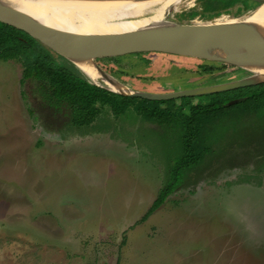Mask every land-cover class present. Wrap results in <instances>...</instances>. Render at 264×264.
<instances>
[{"label":"rangeland","instance_id":"374dc122","mask_svg":"<svg viewBox=\"0 0 264 264\" xmlns=\"http://www.w3.org/2000/svg\"><path fill=\"white\" fill-rule=\"evenodd\" d=\"M214 1L188 0L165 17L207 24L243 17L258 4ZM151 58L117 65L127 75L118 80L138 91L173 90L242 75L231 65L205 73L202 60ZM21 79V62L0 60V264H264V109L219 126L182 186L141 221L177 143L143 138L133 112L105 109L88 127L71 125L52 138L37 118L49 104L35 81ZM60 108L53 110L68 112Z\"/></svg>","mask_w":264,"mask_h":264},{"label":"water","instance_id":"95a60500","mask_svg":"<svg viewBox=\"0 0 264 264\" xmlns=\"http://www.w3.org/2000/svg\"><path fill=\"white\" fill-rule=\"evenodd\" d=\"M75 1V0H74ZM90 2H145L151 0H79ZM188 0H175L166 8H177ZM193 1V0H192ZM248 15L207 24H184L166 19L165 25H140L126 33L110 35H83L63 31L47 25L34 16L33 8L26 13L0 0V22L21 30L48 50L68 61L92 84L112 93L147 99L166 101L182 97H195L239 89L264 83V75H258L248 66H264V29L247 19L264 0ZM158 4L156 7H160ZM121 21L134 22L137 18L118 17ZM163 23V22H162ZM193 58L205 62L236 67L248 74L233 81L202 87L186 88L175 92L152 93L138 91L120 82L109 73L108 67L126 64L151 57ZM79 64L90 66L95 78H90ZM100 82V83H98ZM237 100L231 101L235 103Z\"/></svg>","mask_w":264,"mask_h":264},{"label":"trees","instance_id":"16d2710c","mask_svg":"<svg viewBox=\"0 0 264 264\" xmlns=\"http://www.w3.org/2000/svg\"><path fill=\"white\" fill-rule=\"evenodd\" d=\"M213 3L216 4L214 0ZM0 60L21 62V82L35 81L44 102L68 109L75 126H89L103 109L110 110L114 116L133 112L135 118L140 116L157 123L183 125L184 133L177 142L178 152L168 163L165 183L141 221L162 205L168 195L182 186L186 172L197 166L204 155L209 153V139L215 137L219 126L234 124L243 116L264 109L262 83L235 90L232 96H229V91L210 94V100L190 104L188 112L184 114L174 108L173 100L163 101L166 108L155 110L150 105L153 101L118 95L92 84L68 61L55 55L25 32L1 22ZM214 65L216 63L204 62L199 67L209 72ZM233 99L237 101L232 104L230 101Z\"/></svg>","mask_w":264,"mask_h":264},{"label":"bare ground","instance_id":"6f19581e","mask_svg":"<svg viewBox=\"0 0 264 264\" xmlns=\"http://www.w3.org/2000/svg\"><path fill=\"white\" fill-rule=\"evenodd\" d=\"M7 4L40 17L47 25H53L63 31L83 35H110L126 33L136 27L165 25L168 5L175 0H151L145 2H90L79 0H3ZM161 4L160 7H156ZM251 13V12H250ZM170 14V13H169ZM130 16L137 21L126 22L118 17ZM264 29V4L260 5L247 19ZM163 22V23H162ZM264 42V32L262 33ZM71 66V65H70ZM79 68L90 78L95 72L86 64ZM258 75H264V66H248ZM76 69V68H75ZM77 70V69H76ZM79 73V72H78Z\"/></svg>","mask_w":264,"mask_h":264},{"label":"flooded vegetation","instance_id":"af4514ba","mask_svg":"<svg viewBox=\"0 0 264 264\" xmlns=\"http://www.w3.org/2000/svg\"><path fill=\"white\" fill-rule=\"evenodd\" d=\"M142 60L144 62L146 61L145 63L149 64V62L152 60V58H144ZM127 64H129V63H127ZM213 68L214 67H212V69ZM212 69L210 71H212ZM109 71L119 80H120V77H119L120 74H121V79L122 78L125 79L124 77L127 76V75L123 74L124 72L121 69V67H119V66L110 67ZM120 71H122V73ZM202 71L205 72V73H208V72L205 71V68H202ZM247 75L248 74H242V75H240V78L244 77V76H247ZM196 86H198V85H196ZM193 87H195V86H193ZM186 88L187 87H178V88L173 89V90H152V89L150 90L149 89V90H146L145 92L168 93V92L179 91V90L186 89ZM188 88H192V87H188ZM140 91H143V90H140ZM182 98H189V101H191L190 99H193L195 97H182ZM178 99H181V98H176V99H171V100L175 101V100H178ZM196 103L197 102H192L191 101V103L189 102L188 104H181V105L180 104H178V105L177 104H172V105H175L174 108L178 109V111H180L182 114H184V113L188 112V107H189L190 104H196ZM150 105H151V108L155 109V110H159V109L162 110V109L166 108V103H163V101H154V102L150 103ZM45 106H46L47 109L42 108L41 111H38V112H40V114L37 115V118H39L40 121L43 123V128L44 129L47 128V127H51L53 133H56V135H54L52 138H57V137L59 138L62 134H65L66 128L68 126H71V125L75 126L71 122V116L69 114V110L68 109H67L68 112H66L68 117H66V120H65L64 117H65L66 114L64 113V111H62L59 114V113H57V112H55L53 110V109H56V108H60L59 106L58 107L52 106V105H45ZM162 112L164 113L165 111H162ZM53 114H55V117H51V116H53ZM137 119L138 120L136 121L135 124H137V123L141 124L140 126H137L139 128V130L141 128H144V130H146V132L143 135H141V136H145V134H147L143 138H152V137H154L156 139H159L160 142L163 141L164 143H173V142L177 143L180 140L182 134L184 133V127L181 124H173L171 122L157 123L154 120L153 121L144 120L140 116L137 117ZM66 121H68L67 124L65 123ZM46 122H48V123L46 124ZM148 125L149 126L154 125V126L160 128L159 130L161 131V134H158V133L155 134L153 132H150V130L147 129V127H146ZM76 127H88V126H76ZM138 134H139V132H138ZM152 134H154V135H152ZM173 139H175V140H173Z\"/></svg>","mask_w":264,"mask_h":264}]
</instances>
